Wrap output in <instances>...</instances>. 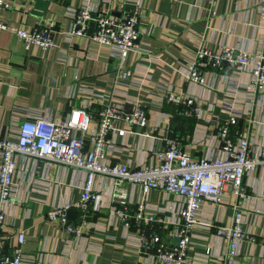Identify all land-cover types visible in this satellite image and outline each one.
<instances>
[{"label": "crops", "instance_id": "0c3cea01", "mask_svg": "<svg viewBox=\"0 0 264 264\" xmlns=\"http://www.w3.org/2000/svg\"><path fill=\"white\" fill-rule=\"evenodd\" d=\"M111 1L121 3L120 10L106 4L98 5L99 9H110L117 16L129 9L127 0ZM139 1L145 11L140 46L148 55L130 52L124 65L131 76L118 80L107 49L85 37L67 34L71 11L81 0H4L0 19L27 29L52 27L55 46L42 50L31 45L25 49L15 34L0 31V136H13L18 123L27 116L54 121L76 106L91 103L97 110L101 100L96 97L111 96L128 110L134 101L144 105L148 116L144 130L149 135H139L136 128L117 137L107 150V163L121 162L130 167L153 164L168 137L192 158L219 156L217 125L230 115L237 117V131L252 145L264 146V90L250 89L247 70L210 69L204 84L183 77L200 41L214 51L229 44L264 52V15L259 11L262 0ZM167 89L194 97L200 103V116L179 115L175 105L161 101ZM17 163L15 204L9 209L4 230L12 236V244L15 234L24 232V264H31L37 257L73 264H165L149 261L137 250L135 227L126 233L108 216V207L117 204L111 197V179L96 178L102 205L88 216L82 237L75 238L48 220L46 213L52 206L79 200L83 171L22 157H17ZM243 185L252 198L243 204L248 237L238 245L235 264H264V214L252 212L255 208L264 210V166L246 173ZM123 187L130 208L141 202L146 212L168 224L177 219L181 204L178 195L162 189L143 194L137 184L127 182ZM236 202L237 197L226 192L220 204L202 203L188 249L192 264L217 263L226 241L215 229L231 221ZM209 223L210 227L206 225ZM170 224L164 230L166 237L173 231ZM206 247L210 248L208 255Z\"/></svg>", "mask_w": 264, "mask_h": 264}, {"label": "built area", "instance_id": "2783aa9c", "mask_svg": "<svg viewBox=\"0 0 264 264\" xmlns=\"http://www.w3.org/2000/svg\"><path fill=\"white\" fill-rule=\"evenodd\" d=\"M100 4L112 5L118 10L122 7L121 3L111 0H81L80 5L71 11L67 34L70 37H85L98 47L107 49L109 59L116 66V79L126 80L131 76V70L124 65L128 54L138 52L148 55L141 51L140 46L141 21L145 11L139 0H127L129 9L119 16L112 14L110 9H99ZM3 6L4 0H0V8ZM259 11L264 15V0L259 5ZM0 31L15 34L25 49L31 45L42 50L55 46L52 27L37 25L27 29L0 19ZM223 67L247 70L251 77L250 89L253 92L264 90V52L229 44H223L214 51L200 41L183 77L188 82L204 84L208 70ZM96 98L101 100L97 110L88 103L73 107L54 121L27 116L18 123L13 136H0V264H24V232L16 233L15 244H12V236L4 230L9 209L15 204L17 157L83 171L84 182L79 200L52 206L46 213L48 220L75 238L82 237L88 216L102 205L96 178L111 179V197L117 204L108 207V216L115 219L126 233L135 227L137 231L133 241L137 250L145 254L149 261L157 260L165 264H192L188 249L199 224L197 213L202 203L220 204L225 201V193L231 192L237 197L233 217L228 224L215 229L226 241V249L217 257L216 264H235L238 245L248 237L243 204L252 198L243 185V177L264 166V146L252 145L246 136L237 131V117L230 115L217 125L216 135L221 140L222 153L219 156L192 158L174 138L168 137L153 164L130 167L121 162L107 163V150L115 144L117 137H124L136 128L140 130L139 135H149L144 130L148 116L140 101H134L128 110L111 96ZM160 98L175 105L179 115L199 117L201 114L200 103L190 95L167 89ZM92 123L95 124L93 127ZM124 182L137 184L143 194L151 189H162L181 198L177 219L169 223L173 227L170 236L164 235L169 224L146 212L143 203H138L134 209L129 207ZM69 209L75 211L77 218L74 221L67 216ZM252 212L264 214V210L258 208ZM206 225L210 227L212 224ZM176 237L178 242L174 243ZM205 253L210 254L209 247H206ZM31 264L73 263L69 260L49 262L37 257Z\"/></svg>", "mask_w": 264, "mask_h": 264}, {"label": "water", "instance_id": "95a60500", "mask_svg": "<svg viewBox=\"0 0 264 264\" xmlns=\"http://www.w3.org/2000/svg\"><path fill=\"white\" fill-rule=\"evenodd\" d=\"M114 14H117L116 12H113ZM67 216H68V218L70 219V220H73L74 219V216H75V211L74 210H72V209H69L68 211H67ZM178 242V238L176 237L175 239H174V243H177Z\"/></svg>", "mask_w": 264, "mask_h": 264}]
</instances>
